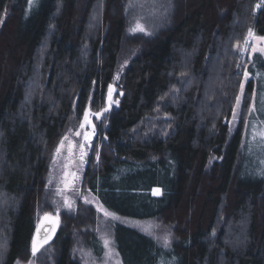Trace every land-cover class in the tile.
Wrapping results in <instances>:
<instances>
[{"label":"trees","instance_id":"16d2710c","mask_svg":"<svg viewBox=\"0 0 264 264\" xmlns=\"http://www.w3.org/2000/svg\"><path fill=\"white\" fill-rule=\"evenodd\" d=\"M122 2L0 0V264L30 255L39 216L52 211L53 150L73 111L82 118L91 96L94 108L103 106L125 57L131 61L118 80L125 96L98 127L105 140L85 186L118 215L190 225L176 228L166 247L116 224L122 264H264V171L248 164L242 144L249 115L233 134L227 123L243 71L236 47L251 28L264 36V7L255 9L260 0H173L180 14L144 39L127 36ZM246 70V93L260 109L264 78L254 74H264L263 55ZM84 208L61 216L54 264H81L72 255L78 237L103 253ZM230 222L243 229L239 246L226 242Z\"/></svg>","mask_w":264,"mask_h":264},{"label":"rangeland","instance_id":"374dc122","mask_svg":"<svg viewBox=\"0 0 264 264\" xmlns=\"http://www.w3.org/2000/svg\"><path fill=\"white\" fill-rule=\"evenodd\" d=\"M35 1L36 0H33V3ZM172 1L173 0H123L122 3L124 6V13L128 23L127 36H129V38L143 37L144 39L147 38L149 39L163 32V30L169 27L170 23L173 22V18L175 14L176 17L180 14L181 5L180 4L178 5L177 3V7H174ZM137 20H139L145 26L147 32L130 31V28L133 27V25ZM251 30L253 31L256 37H261L255 32L253 28H251ZM240 46H243V43ZM256 46L264 47V45L259 43H257ZM236 51H237V47H236ZM256 54L259 53H254L251 56L245 54L243 57L239 54L241 71L246 69L247 61L248 60L251 61ZM130 61H131L130 57H125L121 61L120 67L118 68L117 71V75L119 76V79L124 73L126 67L129 65ZM117 75L113 84H115L121 91L125 93V90H123V88L118 86L119 79H117ZM250 79H251L250 73L247 81L244 80L243 76L241 77L240 85L243 84L244 86L243 98L241 100V104L239 108H237L236 106V99H235L231 118L227 121V123L230 128V133L233 134L240 125V123L246 122L249 115L242 144L247 149L246 154L248 156L247 158L248 164L249 165L251 164L252 166L258 164L260 165L259 169L264 171V156H263L264 148L263 149L259 147L253 148L255 147V145L261 146V141L259 137H257L255 141L252 139V129L254 127L264 128V123H262L264 122L263 121L264 105L261 104L260 109H258L259 101L257 100L253 101V96L249 97L247 95L246 87ZM240 95L241 93L239 86L236 97ZM119 98H120L119 95L115 97L114 103L112 104L111 107L110 114L117 111L121 106V105L118 106V104L115 103V101H118ZM248 103L251 104L248 106ZM253 104H255L257 111L249 114V109L253 106ZM101 108H94L92 106V110L94 112H98L99 110H101ZM234 111L238 114L237 119L235 121H233ZM90 119L92 120V124L95 125L94 133L90 126L86 125L84 129L80 128V125L84 122V115L82 118H79L74 111L71 113L66 128L62 134V137L59 140L58 144L56 145L55 149L53 150L49 162V174L47 179L48 196L46 197L47 200L46 202H47V207L48 208L51 207L52 211L49 210L47 211V213L40 215L38 221H40L41 218L46 214L52 216H58L60 217V219L64 213H66L69 216H72V213H75L80 205L84 206L85 207L84 209L90 210L92 215L91 218L92 220L90 222V225L93 227L92 228L93 231L97 234L98 238L102 242L103 253L99 256L95 255L91 249L84 246L83 238L80 239V237H78L76 239L75 245L72 248V255L81 264H118V262L119 264H122V261L119 257L114 241L113 227L116 224H123L128 227H132L136 230H139L153 237L160 244L166 247L170 246L174 242L176 230L177 229L185 230V228H187L190 225L189 218H188L189 220L185 218L182 223H179L176 222V220L169 222L166 219L139 220L114 213L115 216L118 217V219H112L104 215V213L100 210V206H101L100 202H98V200L87 190L85 186L86 170L90 164V160H93L94 158V161L97 162L99 159L101 141L105 140V136L103 137V135L100 132L101 130L99 131L98 127L101 125V123H103L106 120L104 119L101 123H98L97 117H95L94 115H90ZM156 120H158V118ZM156 120H152L154 121V125L153 128L150 127L152 129L148 132L149 134L155 133L154 130H156V125H157L155 123ZM147 127L148 126L144 125V127L139 129L138 131L144 133V131L147 130ZM77 131L81 132L80 136L75 135ZM85 132L91 135L90 141H85L83 139ZM66 136L68 137L67 140L64 139ZM137 137L139 138L138 133H137ZM98 141H100V143H98ZM61 142H63L64 145L62 148L60 147ZM80 144L84 145L83 147L84 155L82 161L80 159L81 157V149L79 147ZM58 148H60L59 155H57ZM70 161H72V163H70ZM66 172H75L77 177L73 183H70L68 185L67 188L63 183V181L65 180ZM66 199L70 203H72L71 208H68L66 206L65 204ZM192 212L194 214L195 209ZM87 228L91 229L90 226H87ZM218 228H221V225H218ZM241 230H243L241 228V224L230 222L229 225L226 226V236H227L226 242H228L231 245L233 244L239 246L241 239ZM238 231H240V234L236 235V233H239ZM216 232H218V230H216ZM105 238L109 239L112 242L111 252L109 251V248H106L104 246ZM56 252H57L56 246L49 245L43 248L39 253L35 254V256H33L31 251L30 255L24 258H20L15 264H54L55 259L57 258Z\"/></svg>","mask_w":264,"mask_h":264},{"label":"snow or ice","instance_id":"6c2138e0","mask_svg":"<svg viewBox=\"0 0 264 264\" xmlns=\"http://www.w3.org/2000/svg\"><path fill=\"white\" fill-rule=\"evenodd\" d=\"M33 0H29V4H32ZM262 7H264V0H260V3H257L255 5V9L259 10ZM6 12V10H5ZM131 32H147V29L145 28V26L139 21L137 20L135 22V24L133 25V27L130 28ZM150 34V33H149ZM262 44L264 45V36L261 37H256L255 34L253 33V31L251 29L248 30L247 33V37L245 38L244 42H243V46L237 45V51L239 52V54L243 57L245 54H248L249 56H251L254 53H259L261 55H264V47H257L256 44ZM240 65H237V68H240ZM240 75H242L244 77V80L247 81L249 78V72L245 69L243 70ZM257 78H264V74L262 73H255L254 74ZM117 79H119V76L117 75ZM112 93H113V89L111 86H109V92H108V99L109 102L111 104L112 100ZM240 93L241 95L236 97V106L237 108H239L240 104H241V100L243 98V93H244V86L243 84L240 85ZM121 95H123V93H120ZM255 96V94H253ZM115 103H119V101H115ZM260 103L262 105H264V98H262L260 100ZM108 109H103V111H107ZM257 111V108L255 107V104H253V106L249 109V114L253 113ZM90 115H95L97 118H99V116L101 115V113L97 112V113H88L86 112L84 114V122L80 125L81 129H84L85 126H90L93 130L94 133V129H95V125L92 124V120L90 119ZM238 114L234 111L233 112V121H235L237 119ZM264 123V122H262ZM76 136H80L81 132L77 131L75 133ZM257 137H259L260 141H261V147L264 148V128H253L252 129V139L255 141L257 139ZM65 140L68 139V137L66 136L64 138ZM83 139L85 141H90L91 139V135L87 132L84 133ZM63 142H61V148L63 147ZM80 149H81V161L83 160V144L79 145ZM60 154V148L57 149V155ZM70 163H72V161H70ZM76 173L75 172H66L65 173V180L63 181V183L65 184V187L67 188L68 185L70 183H73L76 179ZM154 194L159 195L160 194V190L156 189L154 190ZM86 199V198H85ZM87 202V200H86ZM65 204L68 208L72 207V203H70L67 199L65 200ZM100 210L104 213V215L106 217H110L112 219H118V217L115 216L114 213L109 212L107 209H104L103 206H100ZM45 219L48 220L50 223L56 224L58 223V221L54 220L50 215L46 214L45 215ZM39 228H37V235H39ZM52 231L54 232L55 229L53 228ZM48 239H50V237H46L43 241H40L38 239H33L32 242V254L33 256H35L36 252L39 250V248H41L43 246V244L48 242ZM111 241L107 238L104 239V246L106 248H109V251L111 252ZM118 255V254H117ZM119 264V262H118Z\"/></svg>","mask_w":264,"mask_h":264},{"label":"water","instance_id":"95a60500","mask_svg":"<svg viewBox=\"0 0 264 264\" xmlns=\"http://www.w3.org/2000/svg\"><path fill=\"white\" fill-rule=\"evenodd\" d=\"M109 86L112 87L113 89V93H112V102L110 104L109 99H108V92H109ZM120 93H123V95H121ZM119 95L120 98L118 99L119 103L118 106L121 105L123 98L125 96V93L123 91H121L115 84L110 83L107 87V91H106V95L104 98V104L103 107L101 108V110H99L98 112L101 113V115L99 116V118H97L98 123H101L104 119L107 118V116L110 114L111 111V107L112 104L114 103L115 97ZM103 109H108L107 111H103ZM88 112V113H97L94 112L92 110V96L86 106L85 112L84 114ZM95 116V115H94ZM96 117V116H95ZM54 220L58 221V223L53 224L50 223L48 220L45 219V216H43L41 218V220L39 221V223L37 224V228H39V235H37V228L34 234L33 239H38L40 241H43L46 237H50V239H48V242L43 244V246L41 248H39V250L36 252L39 253L43 248H45L46 246L51 245L57 238L59 231H60V226H61V219L58 216H52L50 215ZM55 229V231L53 232L52 229ZM33 242V240H32ZM31 251H32V244H31Z\"/></svg>","mask_w":264,"mask_h":264},{"label":"bare ground","instance_id":"6f19581e","mask_svg":"<svg viewBox=\"0 0 264 264\" xmlns=\"http://www.w3.org/2000/svg\"><path fill=\"white\" fill-rule=\"evenodd\" d=\"M107 91V90H106ZM37 228V227H36ZM36 231V230H35ZM35 234V233H34ZM33 237H34V235H33ZM32 240H33V238H32Z\"/></svg>","mask_w":264,"mask_h":264}]
</instances>
